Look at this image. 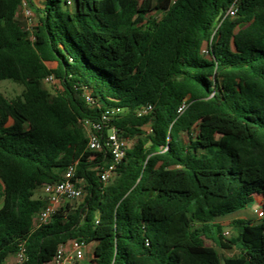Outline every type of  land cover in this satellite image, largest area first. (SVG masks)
<instances>
[{
    "label": "trees",
    "instance_id": "trees-1",
    "mask_svg": "<svg viewBox=\"0 0 264 264\" xmlns=\"http://www.w3.org/2000/svg\"><path fill=\"white\" fill-rule=\"evenodd\" d=\"M3 80L24 91L0 93V264L22 243L25 264H49L71 239L95 244L93 264H264V0H0ZM114 108L102 135L136 142L105 186L110 154L90 159L83 122ZM75 163L83 203L34 231L37 191ZM252 203L263 217L227 238L217 220Z\"/></svg>",
    "mask_w": 264,
    "mask_h": 264
},
{
    "label": "built area",
    "instance_id": "built-area-1",
    "mask_svg": "<svg viewBox=\"0 0 264 264\" xmlns=\"http://www.w3.org/2000/svg\"><path fill=\"white\" fill-rule=\"evenodd\" d=\"M237 5L233 4L225 13L222 20L226 18L234 19L237 16ZM207 49L203 50V54H207ZM45 84L60 86L59 81L54 75H49L44 80ZM84 101L94 107L96 102L92 98L90 92L84 93ZM183 104L179 108L182 112L185 108ZM151 105L143 106L138 110L139 115H147L152 112ZM121 112V109L114 108L103 114L101 123L84 121L83 126L87 134L86 149L89 152L98 154L109 153L110 161L103 167H97V174L101 182L108 186L117 176V169L124 160L126 151L129 148V139L121 135L114 127L107 131L106 136L102 135V124H108L115 114ZM151 132V130H150ZM149 132V133H150ZM77 164L70 165L63 173L62 180L58 183L47 184L41 187L37 192L42 195L45 206L33 216L32 229L38 230L49 224L53 218L67 203L83 201L86 196L83 180L76 178ZM258 218L263 217V211H257ZM98 223V222H97ZM226 236L230 232L225 231ZM88 245L78 239H71L61 243L51 259L49 264H84L86 259V251ZM14 261L12 264H25L28 260L25 245L22 243L16 253L13 254Z\"/></svg>",
    "mask_w": 264,
    "mask_h": 264
},
{
    "label": "rangeland",
    "instance_id": "rangeland-1",
    "mask_svg": "<svg viewBox=\"0 0 264 264\" xmlns=\"http://www.w3.org/2000/svg\"><path fill=\"white\" fill-rule=\"evenodd\" d=\"M136 1H142V0H136ZM39 5V3H37ZM18 20L20 21L21 25L23 26V28H25L28 31H32L33 28L37 25L38 22V18L36 16V13L34 12L33 9H31L26 3H24L17 14ZM242 26H239L238 29H240ZM237 29V30H238ZM50 67H55V65L49 64ZM46 87L50 90L53 91V93H55L56 89L60 88V86H56V84L54 85H50V84H46ZM24 91V87L16 84L10 80H3L0 81V93H2L7 99H14L17 96H20L22 94V92ZM148 132H150V129L148 128ZM180 138L184 141L187 142L188 140V136L185 133H182L180 135ZM134 142H136L135 139H130L129 141V146L132 147ZM98 157V153L96 154V152L91 153L90 154V159L91 160H95ZM83 203V201H79V202H73V203H68L67 206L72 210H76L81 204ZM2 208V200L0 197V209ZM260 208L258 207L257 203H252L249 204V206L239 212L236 213L232 216H228V217H224V218H219L217 220L218 223L223 224L225 230L224 231H228L230 232V235L227 236V238L231 237L234 235L233 232V227H232V222L234 220L237 219H249V220H254V221H259L260 218H258L257 216V211ZM93 250H94V245H91L87 248V253H86V259L85 262L86 264H93ZM218 252L220 254H222L224 257H233V256H237L239 255V251L233 249V250H221L218 249Z\"/></svg>",
    "mask_w": 264,
    "mask_h": 264
},
{
    "label": "crops",
    "instance_id": "crops-1",
    "mask_svg": "<svg viewBox=\"0 0 264 264\" xmlns=\"http://www.w3.org/2000/svg\"><path fill=\"white\" fill-rule=\"evenodd\" d=\"M97 154V153H96ZM40 196H42L39 192H37L36 193V197H40ZM91 245H94L95 246V244H89L88 245V247L89 246H91ZM87 247V248H88ZM86 253H87V251H86ZM14 261V256L13 255H11V256H9L8 258H7V260L5 261V263L4 264H12V262ZM86 262H84V264H85Z\"/></svg>",
    "mask_w": 264,
    "mask_h": 264
}]
</instances>
